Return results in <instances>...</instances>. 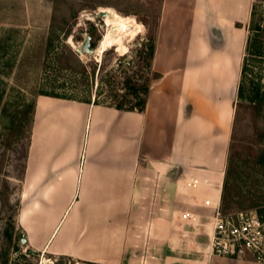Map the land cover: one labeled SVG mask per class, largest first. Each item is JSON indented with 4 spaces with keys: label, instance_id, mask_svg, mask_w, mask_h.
I'll return each mask as SVG.
<instances>
[{
    "label": "crops",
    "instance_id": "0c3cea01",
    "mask_svg": "<svg viewBox=\"0 0 264 264\" xmlns=\"http://www.w3.org/2000/svg\"><path fill=\"white\" fill-rule=\"evenodd\" d=\"M161 2L144 110L36 97L16 224L44 257L238 264L210 253L205 199L222 197L254 0Z\"/></svg>",
    "mask_w": 264,
    "mask_h": 264
},
{
    "label": "rangeland",
    "instance_id": "374dc122",
    "mask_svg": "<svg viewBox=\"0 0 264 264\" xmlns=\"http://www.w3.org/2000/svg\"><path fill=\"white\" fill-rule=\"evenodd\" d=\"M257 2L264 11V0ZM161 0H0V68L14 62L8 87L27 97L54 92L73 98L91 95L100 101L112 98L124 88L119 85L132 75L151 84V65L138 53L156 35ZM106 10V16L99 12ZM92 25L94 53H79ZM116 26V30H112ZM138 27V29H137ZM83 36L81 39L79 36ZM242 76L240 96L224 178L221 209L224 214L264 207V59L251 61ZM118 83L113 87V81ZM3 83L0 82V88ZM11 89V88H10ZM9 89V90H10ZM11 99L14 98L12 93ZM133 99V97H130ZM9 116L0 111V264H82L71 258H47L30 253L23 245L16 216L22 206L19 169L21 159L4 140ZM24 217V213H23ZM17 225V227H16ZM25 233V232H24ZM218 259V258H217ZM238 264H264L252 253L240 256Z\"/></svg>",
    "mask_w": 264,
    "mask_h": 264
},
{
    "label": "trees",
    "instance_id": "16d2710c",
    "mask_svg": "<svg viewBox=\"0 0 264 264\" xmlns=\"http://www.w3.org/2000/svg\"><path fill=\"white\" fill-rule=\"evenodd\" d=\"M96 27L92 25L90 34L93 35ZM81 39L83 36H79ZM2 47H0L1 51ZM156 50V36L150 34V42L140 50L141 56L147 61L148 66L151 65L154 54ZM264 59V11L258 10L257 2L254 1L249 22V35L245 47V57L242 64V74L252 73L250 70L251 61ZM1 60V54H0ZM7 70L4 71L0 68V82L3 83V87L0 88V111L3 114L9 116V123L5 126L8 133H5L4 140H7L9 147L16 153L17 157L21 159L20 164H17L19 169V179L23 180L24 168H25V158L30 146L32 127L34 123L35 109H36V98L27 97L26 94L20 90L16 89L14 86L8 87V78L11 76L14 70V62L7 61L5 64ZM154 77L158 76V73H153ZM113 87L117 88L118 83L113 81ZM124 88L122 93H116L113 95V102L116 107L120 109H134L138 108L140 111L144 110L147 96L149 93L150 85L146 82H139L135 80L134 76L129 75L125 77L119 85ZM11 88V89H10ZM10 89V90H9ZM14 93V98L11 99V95ZM39 94H47L65 98H73L66 95L55 94L54 92H39ZM38 94V95H39ZM91 95L85 96L84 100H91ZM130 97L135 100L132 104L129 103ZM141 97L140 99H138ZM96 100L98 98L96 97ZM264 95L261 94L255 103V107L258 109L263 105ZM227 213L229 207H224ZM7 259H4V264H7Z\"/></svg>",
    "mask_w": 264,
    "mask_h": 264
},
{
    "label": "built area",
    "instance_id": "2783aa9c",
    "mask_svg": "<svg viewBox=\"0 0 264 264\" xmlns=\"http://www.w3.org/2000/svg\"><path fill=\"white\" fill-rule=\"evenodd\" d=\"M181 181L191 190L211 185L210 179L198 176H186ZM205 204L214 209L209 242L212 255L240 257L252 253L258 262H264V207L224 214L221 197L215 201L207 198ZM182 217L194 221L190 212L183 213Z\"/></svg>",
    "mask_w": 264,
    "mask_h": 264
},
{
    "label": "water",
    "instance_id": "95a60500",
    "mask_svg": "<svg viewBox=\"0 0 264 264\" xmlns=\"http://www.w3.org/2000/svg\"><path fill=\"white\" fill-rule=\"evenodd\" d=\"M99 14L101 16H106L107 14H109V12H107L106 10H101L99 12ZM116 26H112V30L115 31L116 30ZM77 52L79 53H94L95 52V44L92 42V35L91 34H87L84 38V41L82 42V44L80 46H78L77 48ZM141 97H139L138 99H140ZM134 98L130 99L129 103L132 104L134 102ZM20 240L21 243L23 245L27 244V237L26 234L24 232H22L20 234ZM30 253L32 254H38V251L35 249H30ZM67 264H72L71 260H68Z\"/></svg>",
    "mask_w": 264,
    "mask_h": 264
},
{
    "label": "flooded vegetation",
    "instance_id": "af4514ba",
    "mask_svg": "<svg viewBox=\"0 0 264 264\" xmlns=\"http://www.w3.org/2000/svg\"><path fill=\"white\" fill-rule=\"evenodd\" d=\"M138 53L140 54V51H138Z\"/></svg>",
    "mask_w": 264,
    "mask_h": 264
},
{
    "label": "bare ground",
    "instance_id": "6f19581e",
    "mask_svg": "<svg viewBox=\"0 0 264 264\" xmlns=\"http://www.w3.org/2000/svg\"><path fill=\"white\" fill-rule=\"evenodd\" d=\"M137 29H138V27H137Z\"/></svg>",
    "mask_w": 264,
    "mask_h": 264
}]
</instances>
